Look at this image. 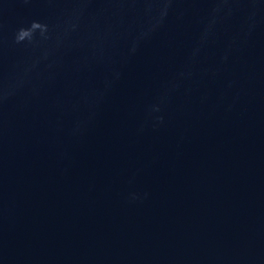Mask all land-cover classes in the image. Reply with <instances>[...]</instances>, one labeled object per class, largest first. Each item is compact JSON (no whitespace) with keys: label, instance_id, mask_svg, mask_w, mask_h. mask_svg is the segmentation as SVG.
<instances>
[{"label":"water","instance_id":"95a60500","mask_svg":"<svg viewBox=\"0 0 264 264\" xmlns=\"http://www.w3.org/2000/svg\"><path fill=\"white\" fill-rule=\"evenodd\" d=\"M0 264H264V0H0Z\"/></svg>","mask_w":264,"mask_h":264},{"label":"clouds","instance_id":"9594fccd","mask_svg":"<svg viewBox=\"0 0 264 264\" xmlns=\"http://www.w3.org/2000/svg\"><path fill=\"white\" fill-rule=\"evenodd\" d=\"M35 27V25H33L32 27L28 28V29H25V28H21L19 29L18 31V34H17V42H21V38L23 36V34L26 32V31H29V32H32L33 28ZM42 34V33H41ZM34 35H35V32H33V34L29 37V40H32L34 38Z\"/></svg>","mask_w":264,"mask_h":264}]
</instances>
